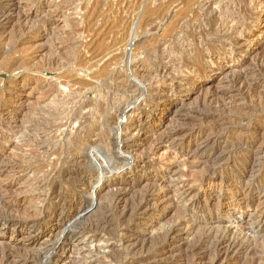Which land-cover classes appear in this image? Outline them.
Instances as JSON below:
<instances>
[{
	"label": "bare ground",
	"instance_id": "6f19581e",
	"mask_svg": "<svg viewBox=\"0 0 264 264\" xmlns=\"http://www.w3.org/2000/svg\"><path fill=\"white\" fill-rule=\"evenodd\" d=\"M27 1L30 5L26 12V9L24 10L21 6L20 0H11L14 5L10 10L4 7V0H0V37L6 33V26L13 27L14 16L19 17L22 24L25 23L21 27L22 34L39 35L50 29L47 22L35 29L28 23L30 17L37 14L38 11L35 10L47 11L51 0ZM61 1L63 2V0ZM159 1L161 4L151 7L152 10H147L139 22L138 32L133 38L134 43H127L126 34H123L124 36L121 39L118 38L115 45H111L116 49L119 48V45L126 46V49L112 58L115 63L123 62L125 66L123 71L114 76L111 74L110 80L113 86L108 93L104 94V97L100 95L97 99L98 105L94 104V107H90L85 96L88 93L85 94L84 89L80 87L75 91V85L70 84L72 82L68 86L71 85L75 89L73 88L69 93H67L69 88L66 89L67 92L63 90L65 93L63 92L62 98V94L60 95L62 88L60 91V87L59 89L57 87L61 84L55 86V84L49 83V137H47L51 141L49 149L39 147L38 151L35 150L39 156L33 151L34 154L31 153L33 156L29 155L28 157L35 160L36 165L14 168L15 176L18 179L11 181L6 187H0V237L4 238L10 234V239L14 240V243L30 240L35 248L42 239L47 237L49 222H53L56 225L51 229V235L54 234L56 239L50 246L42 248L44 249L42 252L37 250L34 253L31 250L24 251L21 247L5 245L0 248V264H57L59 254L66 252L65 245L72 236L92 235L94 239H105L110 234L111 225L109 226L108 220L111 215L118 216L120 225L128 219L131 221L129 225L123 224L124 228L127 225L126 228L118 232V237L129 236L128 246H126L129 259L125 264H168L163 262V257L177 253H183L184 256L189 257L187 264H224L226 262H230V264H260L261 261L263 262L264 0H197L191 9V15L175 21L170 27L168 36L161 43L137 54L135 52L136 44L142 40H148L155 31L158 32L163 28V25L168 23L166 21L169 20L170 4L175 0ZM123 2L122 0L120 4ZM125 3L127 4L128 0ZM67 4L70 5L66 3V6ZM122 11L126 12L124 9ZM11 12L12 16H10ZM56 12L58 13V10ZM124 19L120 21H124ZM122 27L124 28V26ZM87 28L90 27L80 29L81 32H79L81 40L78 42L83 43L82 45L85 44L84 35L92 33ZM26 43H28L27 39H19L15 41V47ZM55 64L57 63L55 62ZM240 67H243V70H239L238 73L229 71L231 68ZM56 68H50L49 71ZM70 68L71 66L68 69ZM68 69L65 68L60 76L63 77L66 74V78H69L73 75V70L67 72ZM219 77H222L220 82L223 81V83L219 82L220 87L214 90L212 84ZM69 81L67 80L65 83L68 84ZM77 85L79 86V84ZM205 85L207 86L204 89L206 93L203 96L202 106L216 109L215 116L211 115V117L214 116L211 126L203 127L200 124L201 126L194 125L188 130H183L167 125L169 118L178 116L180 106H184L185 100L189 99V97L185 99L186 95L180 97L179 93L185 91L186 94L190 92L191 94L194 92L201 94ZM19 89L21 88L9 89L8 93L0 95V123H3L2 126L0 125V130L7 129L10 133L4 138L0 137V148L3 145L12 144L14 138L19 134V132L17 133V129L20 128L17 126L19 119L13 115L15 113L13 109L8 110L9 100L12 96L17 95ZM40 89H45L44 82ZM40 89L38 90L40 91ZM97 94L99 95V92ZM112 96L119 97L116 102L118 105L114 107L113 104L114 108L110 109L111 107L106 101L108 97ZM58 97L62 99L59 100L60 102L57 101ZM18 103L17 114H21L25 109V103ZM73 122L77 124L75 125L77 127L72 128ZM98 122L100 124L102 122L108 134L101 130ZM31 125L33 126V124ZM35 130L37 129L35 128ZM67 134L70 135L68 139L71 147L69 150L67 149L68 153L61 155L60 146H62L63 137ZM115 134H117V139H114ZM27 135L30 137L29 134ZM39 135H41L40 132ZM25 136L23 140L28 139ZM38 139L40 141V138ZM34 141L36 142V140ZM36 143L35 146H37ZM110 157L113 158L109 160ZM191 158L198 159L201 164H208L201 176L194 180H191V177H186V174L180 175L177 170L178 166L185 165ZM242 158L247 161V165L244 167L239 166V161ZM84 162H88L91 166V173L86 174L85 171L79 169ZM184 168L180 167L181 170H185ZM87 169L90 170L89 167ZM139 170L146 173L147 183L143 194L137 198L133 196L128 204H124L123 195L114 193L104 222L101 219L100 222L97 221L96 225L86 223V226H77L80 223L77 222L76 217L80 212L88 211L87 208H94L95 202L98 206L103 197V190L106 188L110 190L108 184L118 186L123 180L133 179L135 181L134 176ZM227 170L236 171L239 174L237 179L239 187L222 201L216 200L214 196H211L212 193L209 197L207 190L212 189L213 191L218 185L223 186L224 183L229 182L227 177L221 179ZM168 178L172 179L169 182L172 186L166 185ZM21 179H25L29 185L27 191L33 196V200L30 201L36 203L31 210H28L29 212L27 211L26 215L24 214L25 216L21 215L22 218L19 217L20 214L17 215L19 203L8 198ZM215 180H220L221 183L218 184ZM261 180L262 182L258 184ZM168 187L169 191L164 192ZM62 188L66 190V193L69 191L72 194L69 196L66 193V196L58 195L57 191ZM81 188H88V192L92 193L93 198L90 199L92 201L89 202L90 204H87L83 198L88 195L87 189L77 193V189ZM121 190L128 192L129 188L121 187L118 192ZM201 191L205 192L203 197H200ZM115 192L117 193V191ZM239 196H247L249 204L239 205L238 208L244 214V220L252 227V230L243 231L238 235H228L220 234L219 230L215 232L207 229L210 233H203L199 236L192 235L195 234L194 224H198V221L203 225L209 222L212 226L214 223L213 214H220L225 203L226 208L233 209L232 201ZM173 200L178 202L177 205L183 204L182 212L180 210L179 212L183 213L184 217L182 216V218L184 219H179L180 222L166 230L164 234L154 236L164 240L161 248L152 252L150 250L151 238H147L145 233H139V231L132 234L135 233V229L141 228L138 218L154 215L155 210L159 208L166 210L164 207ZM52 201L54 202L52 203ZM49 203H52L51 206ZM68 208L71 209L68 211L69 214L66 212ZM226 208L225 214H229ZM59 211L61 212L59 213ZM71 212H74V215H70ZM198 215L207 216V218H199ZM67 223L70 224L64 228L63 226ZM188 227L191 229L189 231H193L190 236H194L195 239L181 245L182 240L179 235H182ZM57 232L58 234L55 235ZM125 241L119 242L125 245ZM136 252H140L142 256L130 257ZM108 257L111 258L110 255ZM112 261L115 262V260ZM95 263L96 261L93 260L83 261V264ZM176 264L183 263L177 261Z\"/></svg>",
	"mask_w": 264,
	"mask_h": 264
},
{
	"label": "rangeland",
	"instance_id": "374dc122",
	"mask_svg": "<svg viewBox=\"0 0 264 264\" xmlns=\"http://www.w3.org/2000/svg\"><path fill=\"white\" fill-rule=\"evenodd\" d=\"M53 1L55 2L54 4L51 3ZM59 1L62 2L61 0H51L50 7L47 11L44 12V10H41V9L35 10V11H38V12H36L37 14L36 15L34 14V15H32L33 17H30V21L28 23L30 25V27L32 26L33 29H35L38 26L43 25L44 22H47L50 26L49 27L50 29H48V31H43L39 35H34V34H30V33H27L26 35L22 34L20 32V31H22L21 27L25 23L22 24L23 23L22 20L21 19L19 20V17L14 16L13 17V20H14L13 27L12 26H9V27L6 26L7 27L5 29L6 33L4 34L5 37L4 36L0 37V95L8 93L10 91L9 89L13 90V89L21 88L17 92V95L11 97V99L9 100L10 102L8 104V110L13 109L15 111V113H13V115L18 117L19 122H18L17 126H19L20 128L17 129V133L19 132V134H18L19 137L16 136V138H14L12 144H9L7 146L3 145L0 148V187L1 186L6 187L7 184H9L11 181L18 179V178H16L17 176H15V172L13 170L14 168L17 169L19 167H26L28 165L29 166L30 165H33V166L36 165V163H35L36 161L35 160L33 161L28 157L29 155H31V153L32 154L37 153L36 155L39 156V154L37 152L39 147H44V148L49 149L48 148L49 143L51 142V141H49V139H47V137H49V98H48L49 97V87H48L49 83H51V85L53 83V85L55 84V86L59 85V83L61 84V85L57 86L58 89L60 87V91L62 88V93H60V95L62 94L61 98L64 96V93H65L67 88H69V89H67L68 92L66 91L67 93H69V91H72V89L74 87H76V89L74 88L75 91L79 90L80 88L84 89L83 92L85 94L88 93L85 95L87 97L86 98L87 104L89 103L90 107H94L96 104L98 105L99 102H97L98 101L97 99H99L100 95L104 97V94L108 93L113 86L112 85L113 83L111 82L110 78H112V76H114L116 73L123 71L124 70L123 67L125 66V64L123 62L122 63L121 62L115 63V61H113L112 58H114V56L118 55L117 53H121L123 51V49H126V46H124V47L122 46L123 47L122 48L119 45L120 49L118 48V46H117L118 49H116L115 46L111 47V45H115L114 43H116L118 38L121 39V37L124 36L123 34H126L125 36L127 39V43L128 42H129V44L134 43V41H133L134 35L136 32H138V29L140 26L139 22H141V20L143 19L144 14L147 12V10H149V9L152 10L153 7H156V6L161 4V2L159 0H152V1L151 0L150 1L149 0H143V2H142V0L141 1L140 0H128L127 4L125 3V2H127V0H123L124 2L122 4H120L122 2V0H73V1L72 0H70V1L65 0V2L63 0V2H62L63 4L60 3ZM196 1L197 0H175L174 2H172L170 4L169 20L166 21L168 23L166 25H163V28L161 30H159L158 32L155 31V33H153V35L151 37H149L148 40H146V41L142 40L141 42L137 43L136 48H135V52L137 54H140L142 51L150 49V48L158 45L159 43H161V41L164 40L168 36L169 31H170V27L172 26V24L175 21H177L178 19H185L186 17L191 15V9H192V7ZM20 2H21V6L23 7V9L24 10L26 9V12H27L29 9L30 3L27 0H20ZM73 2H75V3L78 2V3L74 4ZM66 3H69V4L71 3L72 5L70 4L71 5L70 6L67 4V6H66ZM115 3H116V6L118 5L120 7L117 6V8H116ZM3 4L7 10L12 9V6L14 5L13 2H11V0H4ZM60 4H61V6L59 7ZM125 5L127 8L125 7ZM56 6L58 7V9ZM72 6H74V8H72ZM75 6H77L78 8H76ZM62 8H64L65 10ZM122 8L126 12H123ZM73 9H76V10H73ZM57 10H58V13L56 12ZM61 12H63V13L66 12V13L63 14ZM78 15H79V17H78ZM10 16H12V12L10 13ZM127 16L130 18H128ZM132 16H133V18H131ZM62 17H64V18H62ZM60 18H62V19H60ZM124 18H128L129 20L124 19ZM122 19H124V21H120ZM17 20H19V21H17ZM117 22H118V24H117ZM119 23H120V25H119ZM121 24H123V25H121ZM35 25H36V27H35ZM83 25L86 27L89 26L90 28H87V29H90V32H92V33H90V35L87 34L88 36L84 35V37H83L84 43H85L84 45H82L83 43L78 42L79 40H81V37H79L80 36L79 32H81L80 29L81 30L83 28L86 29V27H84ZM127 25H129V26L131 25V26L128 27ZM122 26H124V28ZM93 30L95 31L94 34H93ZM127 30L129 31L130 34L128 33ZM19 32L23 36H21L19 34ZM128 37H130V38L128 39ZM19 39H27L28 43H26L25 45L20 44V45H17L15 47V41H17ZM19 46H20V48H19ZM113 47H114V50H112ZM129 49H130V46H129ZM103 55H105V56H103ZM53 58H55V59H53ZM49 61H50V64L53 65V67H52V65L49 64ZM79 61H81V62H79ZM55 62L57 64H55ZM68 65H69V67L71 66L70 69H68L69 68ZM56 66H57V68H56ZM50 68H52V69L56 68V69L49 71ZM65 68L68 69L67 72L73 70L72 71L73 75H71L72 78H71V76L69 78H66V74H64V76L61 77L62 76L61 74H62V72L65 71ZM231 69L229 71H231L232 73H238L239 70H243V67L231 68ZM56 70L57 71L59 70V71L57 72ZM72 72H70V74H72ZM74 73H76V76H74ZM111 74H113V75L111 76ZM73 76H74V78H73ZM221 79H222V77H219L216 80V82L212 84V87H214L213 88L214 90H216L218 87H220V85L223 83V81L220 82ZM67 80L68 81L70 80L69 82H67L68 84L65 83V81H67ZM43 82L45 85V89H40L41 85H43ZM70 82H72V83H70ZM69 83L71 85H75V86L74 87L71 85L68 86ZM77 84H79V86ZM88 86H90V87L88 88ZM206 86L207 85H205L202 88L201 94L199 92H194L192 94L190 92V93L186 94L185 91H181L179 93V96L182 97V96L186 95L185 99L188 97H189V99L185 100L184 106H182L183 108L180 106V110H179L180 113L178 114V116H176L174 118L172 116L171 118H169V120L167 121L166 124L169 126L171 125L173 127H177V128L179 127L180 129H183V130L184 129L188 130L191 128V126H194V125H197V126L202 125L203 127H206V126L210 127L211 123H213V118L216 114V109H214V107L205 108L202 106L203 96L206 93V90H204ZM46 87H48V88H46ZM38 89H40V91ZM87 89H89V90H87ZM41 90H45V91H41ZM63 90H65V91H63ZM85 90H87V91H85ZM97 92H99V95L97 94ZM59 98L60 97L57 98L58 102H60L62 100ZM117 98H119V97H116V98L113 96L110 98L108 97L106 102L109 104V107H111L110 109L114 108L115 105H118V103H116L118 101ZM113 100H115L114 101L115 103L113 102ZM91 101H93V102L90 103ZM94 101H95V103H94ZM18 102H24L25 103V109L23 110V112L21 114H17V111L19 109V105H18L19 103ZM113 104H114V107H113ZM212 114H214L213 117H211ZM22 118H24V119L22 120ZM46 122H47V124H46ZM22 123H24V124H22ZM183 123H184V125H183ZM2 124L0 123L1 126H2ZM31 124H33V126ZM45 124H46V126H44ZM25 125H27L28 127ZM75 125H77V124L73 122L72 128L77 127ZM98 125L102 131L107 133L106 127L102 124V122H101V124H100V122H98ZM100 125H102V126H100ZM1 126H0V128H1ZM34 126H36V127H34ZM38 126H39V128H38ZM23 127H24V129H22ZM35 128L37 130H35ZM4 130H0V137L4 138L5 136L10 134L7 129H6L7 131L6 130L4 131ZM3 131H4V133H3ZM21 132H22V134H21ZM28 132H30V133H28ZM37 132L38 133L40 132L41 135L38 136ZM69 132H71V131H69ZM25 134H26V136H25ZM27 134H29L30 137H28ZM24 136L27 137L28 139L23 140ZM34 137H35V139H33ZM65 137H67V138L64 139ZM68 137H70L69 134H67L66 136L63 137L62 146H60L61 155H63V154L65 155V153H68V150L71 147ZM38 138H40V141ZM44 138H45V140H43ZM114 139H117V134L114 135ZM34 140H36L37 143ZM31 141H32V143H29ZM34 142L37 144V146L34 145L35 144ZM41 143H42V145H41ZM44 144H46V145H44ZM34 146H35V148H33ZM35 150H37V151H35ZM44 150H46V149H44ZM92 150L94 151V149H92ZM33 151H35V152L33 153ZM95 152H96V150H95ZM36 155H34V156H36ZM31 156H33V155H31ZM48 158H49V155H48ZM112 158L110 157L109 160H111ZM44 160H46V159H44ZM190 160L185 165L179 164L180 166H178L177 170H179L178 173L180 175L186 174L185 175L186 177H188V178L191 177L190 179L194 180V179H197L199 176H201V174L205 170L204 168L208 167V164L207 163L201 164V163H199L198 159H194V158H191ZM82 165L84 167L80 166L79 169H81L82 171H85L86 174L91 173L92 169H91V166L88 164V162H84V164H82ZM246 165H247V161L244 158H242L239 161V166L244 167ZM184 166H185V168H184ZM88 167L90 170L87 169ZM180 167H181V169L183 167L185 170H181ZM76 168H78V167L76 166ZM183 171L184 172L186 171V172L184 173ZM178 173H176V174H178ZM134 177L136 179L135 181H133V179H129V180L127 179L128 182H127V180H123L121 182V184L118 185L119 188H121V187L122 188H125V187L129 188L128 192H126V191L124 192V190H121L120 192H118L119 188L116 184L115 185H112L111 183L108 184L110 186V190L112 188L113 189L111 191L109 190V188H106L105 190H103V192H102L103 197H102V200H100L98 206L95 202L94 208H89L90 210L87 208L88 211L82 212V213L80 212L79 216L76 217L77 222L80 223L77 226H86V223H88V225L89 224H92V225L95 224L96 225L98 222H100L101 219H102L101 221L104 222L105 221L104 219L106 216L105 214L110 209V205H111L110 201H112V194H114V193L123 195V197L125 198V199L123 198L124 204H128L133 196L137 198L141 194H143V191L146 189L145 185L147 183L146 173H143L142 171L139 170V171H137V173L135 174ZM225 177H227L226 179H229V182L226 184L224 183L223 186L218 185L213 191H212V189L207 190L206 192H208L209 197H210V194L212 193L213 195H211V196H214V198L216 200L222 201L225 198H227L228 195L231 194V192L237 190V188L239 187V185L237 183V179L239 177V174L236 171L227 170V172L224 174L223 177H221V179H223ZM175 178H176V175H175ZM171 180H172L171 178L167 179V184H166L167 186L171 185L169 183V182H171ZM215 181L218 184L221 183V182H219L220 180H215ZM261 182H262V180L260 182H258V184H260ZM17 184L18 185L15 186L16 188H14L15 190L13 189L12 193L8 195V198H9V200H12L13 202L19 203L18 204L19 211H17V215L20 214L19 217L22 218L23 216H25L29 212L28 210H31L35 206L36 203H35V201H30V200H33V196H32V194H30L27 191L28 190L27 188L29 186L27 181L25 179H23V180L21 179L17 182ZM115 187H117L118 189ZM86 189H87L88 195H85L83 198H84V200H86L87 204H90L92 202L90 199L93 198V195H92V193L88 192V190H89L88 188L77 189V193H81V191L84 192V190H86ZM107 189H108V191H107ZM115 191H117V193ZM168 191H169V187L164 190V192H168ZM57 192L59 193V194L58 193L57 194L60 196H66V195L69 196L72 194L69 191H67V193H66V190L64 188H62L60 191L58 190ZM60 193H62V194H60ZM65 193H66V195H65ZM204 195H205V192L201 191L200 197H203ZM79 196H81V194H79ZM172 199H174V198H172ZM53 202L54 201H52V203ZM172 202H175V203H172ZM172 202L169 205H166L164 207V209H166V210L159 208L158 210H155L154 215L150 214L151 216L148 215V216L138 218V222L140 223L141 228L135 229L136 230V231L134 230L135 233H132V234H136L139 231V233H145L147 238H151L152 241L150 240V250L152 252H154V250L158 251L161 248V244H163L162 241L164 240V239H161L160 237H154V236H158V234L159 235L164 234L166 232V230H169L170 228L176 226L177 222L179 223L180 220L184 219V218H182V216L184 217L183 213H180V212H182L181 208L183 209V207H184V206H182L183 204L177 205L178 202L175 200H173ZM52 203H49V205ZM246 204H249L248 200H247V196H239L238 198H235V200L232 201V205L234 206L233 209L232 208H226L225 207L226 203H225L223 205V210L221 211L220 214H218V213H216L218 215L213 214L212 219H213L214 223L212 226H211V224H209V222L204 223V225H203V223L200 224V222L198 221L197 222L198 224H194V227H193L195 234H192L193 231H189V230H191L189 227H188V229H185V231H183V234L179 235L180 239L182 240L181 245L186 243V242L193 241L195 239L194 236H190L191 234L199 236V235H202L203 233H210L211 230H214L215 232H218V230H219L220 234L238 235V234H241L243 231H248L250 229L252 230V227H250L247 224V222L244 220V214L238 208L239 205L245 206ZM225 208L227 209V213H229L231 215L225 214ZM70 210L71 209H69V208L67 209V211H66L67 214H69L68 211H70ZM179 210H180V212H179ZM25 211H26V213H25ZM176 211H177V214H176ZM60 212L61 211H59V213ZM21 215H23V216L21 217ZM70 215H74V212H71ZM198 216H199V218L200 217L207 218V216H202V215H198ZM71 217H73V216H71ZM117 217L118 216H112L111 215L109 220H108V222H109L108 224H109V226L111 225L110 226L111 228H109L110 234L106 237L107 239L106 238L103 240L94 239V238H92V235H90V236L89 235H86V236H75L74 235L75 237L72 236V238L65 245L66 246L65 247L66 252L59 254V258H57L59 262L57 264H83V261H86V260L87 261H90V260L96 261L95 264H114V263L115 264L116 263L117 264H122V263L125 264V262H127L129 259V255L127 254L128 251L126 249V246H128L127 241L129 240V236L128 235L124 236L125 239L123 236L118 237L119 236L118 232H120L126 228L127 225H125V228H124L123 224L129 225V224H131V221H130V219H128L127 221H125L124 223H122L120 225V222L117 219ZM177 217H179V218H177ZM117 222H119V223H117ZM83 223L85 225H82ZM68 224H70V223L65 224L63 227L64 228L68 227ZM206 224H208V225H206ZM55 225L56 224H54L53 222H51V223L49 222V234L47 232L46 233L47 237L42 239L39 243L42 246L45 245V247H42L41 245L38 244L34 248L32 246L33 243L30 240L14 243V240L10 239V234H9L4 238L0 237V248H2L5 245H11L14 247L17 246L18 248L21 247L22 249H24V251L25 250L26 251L31 250V252L34 253V252H37V250H39L40 252H42V250H44L48 245L50 246L52 241L56 239V238H54L55 237L54 234H53V236L51 235V229L53 227H55ZM63 227H62V230H64ZM200 227L202 228V230ZM207 229L208 230L210 229V231H208ZM187 231H189V232H187ZM58 232H60V231H58ZM58 232L55 233V235L58 234ZM71 233H72V231H71ZM49 235H51V237H49ZM111 235H114V236H111ZM151 235H153V236H151ZM110 237H112V239H110ZM158 238H160V239L158 240ZM45 240H47V241H45ZM121 240L122 241L126 240L124 243L125 245H122L121 244L122 242H119ZM42 248H44V249H42ZM110 250H112V251H110ZM136 253H133L132 255H130V257L133 256V257L137 258V257L142 256L140 254V252H136ZM135 254H136V256H135ZM107 255L108 256L110 255L111 258H109ZM167 256H168V258H166ZM105 257H106V259H105ZM171 258H173V259H171ZM163 259H164L163 262L168 263V264H176L177 261H180V263L182 262L183 264H187L189 257L184 256L183 253H177V254L172 255V256L166 255L163 257ZM166 259H167V261H166ZM112 260H115V262ZM174 261H175V263H174ZM170 262H172V263H170ZM224 264H230V262H226ZM260 264H264V260H263V262L261 261Z\"/></svg>",
	"mask_w": 264,
	"mask_h": 264
}]
</instances>
